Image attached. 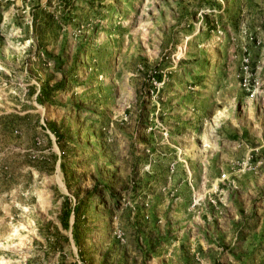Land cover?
Returning a JSON list of instances; mask_svg holds the SVG:
<instances>
[{"label": "rangeland", "instance_id": "obj_1", "mask_svg": "<svg viewBox=\"0 0 264 264\" xmlns=\"http://www.w3.org/2000/svg\"><path fill=\"white\" fill-rule=\"evenodd\" d=\"M0 264H264V0H0Z\"/></svg>", "mask_w": 264, "mask_h": 264}, {"label": "built area", "instance_id": "obj_2", "mask_svg": "<svg viewBox=\"0 0 264 264\" xmlns=\"http://www.w3.org/2000/svg\"><path fill=\"white\" fill-rule=\"evenodd\" d=\"M247 63V62H246ZM243 70H245V72H246V70H247V64H245L244 66H243ZM244 78H243V82L245 83L246 82V77L245 76H243ZM225 177V175L223 174L222 175V178H224Z\"/></svg>", "mask_w": 264, "mask_h": 264}]
</instances>
